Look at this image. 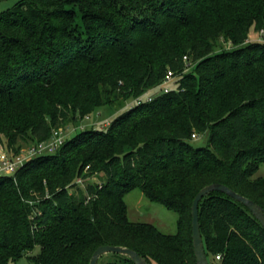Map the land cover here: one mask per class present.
Instances as JSON below:
<instances>
[{"label": "trees", "instance_id": "obj_1", "mask_svg": "<svg viewBox=\"0 0 264 264\" xmlns=\"http://www.w3.org/2000/svg\"><path fill=\"white\" fill-rule=\"evenodd\" d=\"M169 72L176 87L143 102ZM103 107L125 111L0 176V264H89L104 245L150 264H197L192 204L203 188L224 184L264 208V177H254L264 0H21L0 15V143L10 152L77 131ZM205 134L210 146L195 148ZM94 177L90 198L70 194ZM135 189L179 215L177 233L129 218ZM199 216L210 264H264V228L244 205L214 192ZM113 257L105 264H135Z\"/></svg>", "mask_w": 264, "mask_h": 264}, {"label": "rangeland", "instance_id": "obj_2", "mask_svg": "<svg viewBox=\"0 0 264 264\" xmlns=\"http://www.w3.org/2000/svg\"><path fill=\"white\" fill-rule=\"evenodd\" d=\"M21 0H0V15L6 11L13 9ZM251 39H261V35L252 30L250 34ZM224 48H227L225 45ZM175 84L170 82L162 87L157 88L154 91L149 92L146 96L142 98V101L145 102L149 98H155L164 94L165 89L175 88ZM152 99V100H153ZM150 101V100H149ZM135 106V104H130ZM128 108H126L127 110ZM115 112L110 107H103L95 111L91 116L80 120L77 124L78 130L75 131L74 127H69L65 129V138H72L77 133L82 132L86 129H106L113 120L122 113ZM192 145L195 148H207L210 146L209 135L205 134L194 138ZM5 146V145H4ZM31 144H26L23 146V149L20 154L26 153L25 151L30 147ZM255 178L264 177V164L261 165L260 169L254 176ZM98 178L94 177L88 182H80L78 187L72 189L70 194L77 197H89V193L86 191V188L89 186V183L96 184L98 183ZM126 204L128 206L129 218L134 222L149 223L156 226L161 232L165 234H175L178 230V220L179 215L175 212L169 211L163 204L150 201L140 189H135L130 192L125 198ZM40 253V247H36L35 250L29 256H36ZM114 261L113 254H107L100 259L101 264ZM212 262V260H211ZM17 264H33L28 256L20 259Z\"/></svg>", "mask_w": 264, "mask_h": 264}, {"label": "water", "instance_id": "obj_3", "mask_svg": "<svg viewBox=\"0 0 264 264\" xmlns=\"http://www.w3.org/2000/svg\"><path fill=\"white\" fill-rule=\"evenodd\" d=\"M220 192L244 205L264 228V208L255 201L237 193L224 184H211L203 188L195 197L192 204V239L197 264H210L206 254L205 243L201 233L199 206L202 200L211 193ZM107 254H118L128 257L135 264H150L136 251L122 246L104 245L93 253L89 264H98Z\"/></svg>", "mask_w": 264, "mask_h": 264}, {"label": "built area", "instance_id": "obj_4", "mask_svg": "<svg viewBox=\"0 0 264 264\" xmlns=\"http://www.w3.org/2000/svg\"><path fill=\"white\" fill-rule=\"evenodd\" d=\"M187 60V58H185ZM174 74L169 72L160 86H164L174 80ZM171 89H165L164 93H168ZM153 99V98H152ZM151 98L148 101H152ZM64 129L54 130L51 138L48 141L32 144L25 151L26 153L14 154L10 152L2 143H0V176L1 175H13L25 165L27 161L41 154L55 153L66 141ZM197 136L194 135L193 138ZM81 182V181H80ZM79 182V183H80ZM220 257H217L219 259Z\"/></svg>", "mask_w": 264, "mask_h": 264}]
</instances>
